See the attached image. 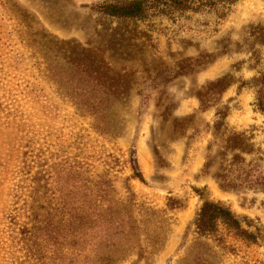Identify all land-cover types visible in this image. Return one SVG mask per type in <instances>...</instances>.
Segmentation results:
<instances>
[{
    "label": "rangeland",
    "instance_id": "rangeland-1",
    "mask_svg": "<svg viewBox=\"0 0 264 264\" xmlns=\"http://www.w3.org/2000/svg\"><path fill=\"white\" fill-rule=\"evenodd\" d=\"M103 1L0 0V78L3 101L34 126L49 164L61 159L80 163L94 180L106 173L116 197L125 198L130 187L136 210H166L168 198L183 205L157 225L162 226L156 229L164 238L161 248L147 242L144 233L141 258L139 251L129 250L114 264H176L193 239L191 225L205 200L220 201L239 217L258 219L264 234V188L220 189L214 179L219 146L210 145L216 110L227 107V127L246 133L264 149V116L254 111L253 91L243 85L258 76L264 61V0H239L216 33L208 32L212 23L202 26L208 18L201 16L183 27L162 18L119 27L93 11ZM64 43L99 49L111 69L127 76V89L107 112L108 132L94 130L93 117L79 112L47 72L48 65H63ZM218 79L229 85L218 103L203 109L197 94ZM132 154L145 183L124 181L132 175ZM208 156L213 164L203 172ZM19 175L14 166L0 179L6 264L24 260L14 244L18 228L1 214L6 204L11 216L20 206L13 196ZM238 250L221 264H264V242Z\"/></svg>",
    "mask_w": 264,
    "mask_h": 264
},
{
    "label": "trees",
    "instance_id": "trees-1",
    "mask_svg": "<svg viewBox=\"0 0 264 264\" xmlns=\"http://www.w3.org/2000/svg\"><path fill=\"white\" fill-rule=\"evenodd\" d=\"M238 1L105 0L95 5L93 11L119 27L125 23L149 25L159 18L183 27L193 16L207 17L202 26L209 28L212 23L214 27L208 32L216 33ZM64 44L67 49L60 48L65 53L63 65H48L47 72L79 112L93 117L94 130L108 132L107 112L127 89V76L111 69L99 49ZM246 84L254 94V111L264 116V61L258 76L243 83ZM228 85L225 79L209 83L197 94L200 106L205 109L218 103ZM5 92L0 78V179L18 166L21 180L13 195L15 204L20 203L15 215L7 210L9 204L1 214L2 220L10 218L18 228L14 244L23 254L20 264H114L129 250L139 251L141 258L139 237L144 233L147 242L161 248L164 238L156 229L162 226L157 225L165 222L168 211L183 205L168 198L166 210L144 206L136 210L130 187L125 198L116 197L106 173L94 180L86 171L82 172L80 163L61 159L49 164L34 126L24 114L3 101ZM227 115V107L216 110L211 127L210 145L219 146L214 179L224 191L263 189L264 149L255 147L246 133L229 129ZM35 145L39 147L36 149ZM212 164L213 157L208 156L203 172ZM130 169L132 175L124 180L126 183L129 179L145 183L134 154ZM2 194L0 180V197ZM150 226L155 227L151 233ZM191 228L193 239L176 264H221L224 257L238 255L239 245L251 247L264 242L258 219L239 217L220 201L205 200ZM2 242L0 264H6Z\"/></svg>",
    "mask_w": 264,
    "mask_h": 264
}]
</instances>
